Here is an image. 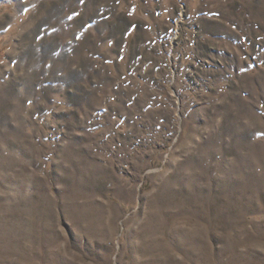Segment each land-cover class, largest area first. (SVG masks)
Here are the masks:
<instances>
[{
    "label": "rangeland",
    "instance_id": "rangeland-1",
    "mask_svg": "<svg viewBox=\"0 0 264 264\" xmlns=\"http://www.w3.org/2000/svg\"><path fill=\"white\" fill-rule=\"evenodd\" d=\"M0 264H264V0H0Z\"/></svg>",
    "mask_w": 264,
    "mask_h": 264
}]
</instances>
